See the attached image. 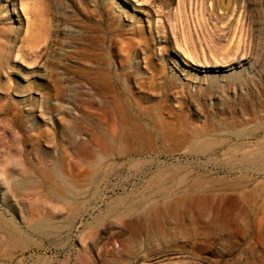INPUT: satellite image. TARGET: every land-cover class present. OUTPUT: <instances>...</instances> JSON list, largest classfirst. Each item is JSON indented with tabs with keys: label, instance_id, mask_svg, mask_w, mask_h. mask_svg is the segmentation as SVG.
<instances>
[{
	"label": "rangeland",
	"instance_id": "374dc122",
	"mask_svg": "<svg viewBox=\"0 0 264 264\" xmlns=\"http://www.w3.org/2000/svg\"><path fill=\"white\" fill-rule=\"evenodd\" d=\"M96 69L131 75L132 139L84 132ZM262 117L264 0H0V215L25 240L0 264H264V171L232 152ZM175 171L211 191L129 211Z\"/></svg>",
	"mask_w": 264,
	"mask_h": 264
},
{
	"label": "bare ground",
	"instance_id": "6f19581e",
	"mask_svg": "<svg viewBox=\"0 0 264 264\" xmlns=\"http://www.w3.org/2000/svg\"><path fill=\"white\" fill-rule=\"evenodd\" d=\"M183 3H185V2H183ZM139 10H140V12H144L142 7ZM148 22L151 23V20H149ZM158 27H159V25H158ZM151 29H152V27H151ZM41 35H43V34L41 33ZM15 48H16V44L14 42L12 47L9 48V50H8L10 55H14ZM42 51H44V50H42ZM39 52H40V50H39ZM85 74H87V73H85ZM88 74L92 75L88 79L89 80V87H90V88H88L89 90H87V88L84 89L83 87H79V91L77 93L84 96V102L83 103L85 106V110H84V115H83V129H84V132L86 134H88L89 141L92 143H95V142L101 143L103 141L105 143H107V142H117V141H120L122 139L131 138V136H133V135L131 134L132 131H130L131 128H129L130 127L129 125H131V123L136 119L134 110L130 104L131 102L129 103L130 98H129V91H128L129 90L128 83H129V79H130L131 75H127V81L124 83L122 80V77L120 75H118L117 73H115L113 75L108 70L104 74H99L98 70L96 69L93 71H89ZM59 89L61 90L60 87H59ZM92 91H93V94H92ZM95 96H98L99 100ZM134 126H136V124ZM134 129H135V127H134ZM240 129H236L234 131L232 130V133L235 137H237V138L251 137V136L255 135L256 133H258L259 130L264 129V117L260 118V125L256 129H253V130L248 131V132H244L243 130H240ZM143 130H145V128ZM144 133L145 132H142V134H144ZM145 134H147V133H145ZM138 135L140 137V134H138ZM137 141H138V139H137ZM223 141H225V140H223ZM216 143H217L216 141H210L208 143V145L210 147H212V146L216 145ZM134 145L132 147H134ZM113 147H114V145H112V148ZM132 147L130 146V148H132ZM116 148H115V150H116ZM121 148L124 149V147H121ZM232 152L234 153L235 156L240 155L242 157V158L239 157L240 158L239 160H240V162H242V164L247 169H256V170H263L264 171V143L263 144L261 143V145L257 146V150L253 153H251L250 151H247V150L245 151L244 148H239L238 146H235V148L233 149ZM250 155H252V157L249 158L248 156H250ZM178 170H176V171H178ZM206 182L207 181L204 180V178H201L198 176H193L190 173H186V174H182L179 172L178 173L176 172L175 174H173V173H171V174L159 173L157 175V177L155 178V181H153V183H151V185H150V194L147 196H143L139 200L132 202L129 205V211L131 213H135L140 208V206H142V205H149V204L152 205L153 202H159L161 200L169 199L171 193H176V196H178V198L180 200H182L183 198L188 197V196H195V195H199L201 193L204 194L206 192L208 193L211 191V189H210L211 187L201 190V186L202 185L205 186ZM234 182H236V181H234ZM252 182H254V181H252ZM236 183H238V184L229 185L228 187L231 188L230 190L235 191L234 193L237 192L236 193L238 196L237 201H240L242 198V195H240V194L245 193L243 190L244 189L246 190V188H249L250 186L246 187V185H245V183H243V181H242V183L239 181H237ZM226 184L228 185V183H226ZM248 184H250V183H248ZM175 186H178L181 189L177 190V188L175 189ZM215 186H217V185H214V187ZM222 186L225 187V184ZM208 187H209V185H208ZM263 187H262V189H263ZM212 188H213V186H212ZM184 189L187 190L186 195L182 194V192L184 193V191H183ZM173 196H174V194H173ZM180 200L179 201L177 200V205L180 203ZM118 202H117L118 204H121V203H124L125 201L123 199H121ZM178 206H177V208H178ZM110 211L112 213H116L118 211V205L112 207L110 209ZM157 211L158 210H156V205L151 206V208L149 210V215L147 216L148 219H150V217H152V215L157 213ZM165 211L166 210L163 209L162 212H160V213H163V215H164ZM247 211H248V209H247ZM248 214L250 215V213H248ZM139 218L142 219V217H139ZM143 219H145V218H143ZM263 224H264L263 220H260L258 222V232L257 233H259V230H261L263 228V226H264ZM42 225H43L42 223H38L36 225V227L41 229ZM24 241L25 240H24L23 234L20 231V229L17 226L6 221V219L2 215H0V259H2L3 257H9L6 254V252H9V251L13 252L17 248H19ZM1 248H2V251H1Z\"/></svg>",
	"mask_w": 264,
	"mask_h": 264
}]
</instances>
